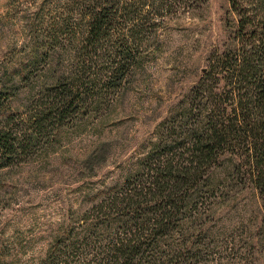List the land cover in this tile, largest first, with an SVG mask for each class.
Listing matches in <instances>:
<instances>
[{"label": "rangeland", "instance_id": "rangeland-1", "mask_svg": "<svg viewBox=\"0 0 264 264\" xmlns=\"http://www.w3.org/2000/svg\"><path fill=\"white\" fill-rule=\"evenodd\" d=\"M90 3L0 0V122L36 135L0 159V264L112 263L125 235L110 208L132 198L148 213L154 196L141 190L151 169L182 141V127L227 97L225 78L196 91L215 56L256 53L253 27L241 34L231 0L124 15L102 47L87 48ZM239 3L252 25L264 20V0ZM120 46L130 47L116 76ZM261 53L255 64L264 65ZM61 79L83 83L82 100L62 124L37 130L30 118ZM243 150L229 149L176 194L168 229L131 264H264L262 198Z\"/></svg>", "mask_w": 264, "mask_h": 264}, {"label": "trees", "instance_id": "trees-1", "mask_svg": "<svg viewBox=\"0 0 264 264\" xmlns=\"http://www.w3.org/2000/svg\"><path fill=\"white\" fill-rule=\"evenodd\" d=\"M136 1L138 6H135ZM209 0H91L88 14V35L86 47H102L103 40L113 29H121L124 15L135 12H149L157 15L168 12H179L185 9L199 8ZM232 9L239 14L240 31L244 34L247 26L255 33V54L246 49H238L228 54L216 55L215 64L211 65L199 82L198 92H206L211 80L220 81L225 78V89L219 94H226L220 105L214 104L206 113L199 112L193 123L181 128L182 141L167 149L164 161L152 168V178L149 185L142 188L145 197L154 196L152 204L148 205V213L139 207V201L129 199V204L117 202L113 208L121 213L123 230L118 229L125 238H119L113 244L116 256L112 263L131 264L143 251L153 247L158 235L168 229L171 220V208L178 192L187 190L188 185L197 182L207 168L215 163L222 154L231 149L244 148L246 165L252 183L258 189L262 198L264 210V65L255 60L261 52L264 53V20L257 24L248 21L247 14L239 11V0H231ZM153 17V18H154ZM243 35L240 36V38ZM243 38V37H242ZM127 47L120 46L122 61L113 67L114 75L124 73L126 69ZM251 59V60H250ZM221 68V71L218 69ZM224 72L223 77L218 73ZM70 76L65 77L67 79ZM60 80L56 88H51L41 95L44 100L39 104L37 112L30 118V123L37 130L44 124H55L68 118L81 102L83 83H65ZM213 83V81H211ZM187 113V112H186ZM35 134L18 133L9 124L0 122V159L11 157L15 152L24 151L29 143L36 138ZM177 141V140H175ZM180 148L184 153H176L174 148ZM186 151V153H185ZM185 154L187 157H183ZM140 194V195H141ZM134 206V207H133ZM145 211V212H144ZM150 212H156L151 216ZM118 233V236L121 234ZM150 242H152L150 244Z\"/></svg>", "mask_w": 264, "mask_h": 264}]
</instances>
